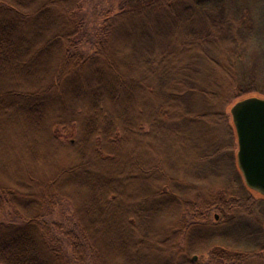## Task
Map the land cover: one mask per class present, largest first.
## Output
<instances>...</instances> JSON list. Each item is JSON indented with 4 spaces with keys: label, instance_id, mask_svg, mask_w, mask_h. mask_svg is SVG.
<instances>
[{
    "label": "trees",
    "instance_id": "obj_1",
    "mask_svg": "<svg viewBox=\"0 0 264 264\" xmlns=\"http://www.w3.org/2000/svg\"><path fill=\"white\" fill-rule=\"evenodd\" d=\"M82 2L0 0V264H264V0H118L89 51Z\"/></svg>",
    "mask_w": 264,
    "mask_h": 264
},
{
    "label": "water",
    "instance_id": "obj_2",
    "mask_svg": "<svg viewBox=\"0 0 264 264\" xmlns=\"http://www.w3.org/2000/svg\"><path fill=\"white\" fill-rule=\"evenodd\" d=\"M229 113L237 138V164L243 179L249 188L264 195V98H243L230 107Z\"/></svg>",
    "mask_w": 264,
    "mask_h": 264
},
{
    "label": "rangeland",
    "instance_id": "obj_3",
    "mask_svg": "<svg viewBox=\"0 0 264 264\" xmlns=\"http://www.w3.org/2000/svg\"><path fill=\"white\" fill-rule=\"evenodd\" d=\"M118 0H83L82 2V9L81 15L83 18L84 28L82 30V37H81V49L85 51H89L90 43L92 41L93 35L96 32L97 28L99 27L103 14L106 10H116L117 9ZM242 175V174H241ZM243 178V176H242ZM244 180V179H243ZM248 187V186H247ZM250 192L255 195L258 199L264 197L263 194L259 193L258 191L250 188ZM262 202L258 207V210H262ZM8 212V211H6ZM6 212H4V217H6ZM70 207L65 204L64 202L59 203L47 216L49 221L52 220H60L63 221V217H70ZM197 259V257H196ZM195 259V260H196Z\"/></svg>",
    "mask_w": 264,
    "mask_h": 264
}]
</instances>
